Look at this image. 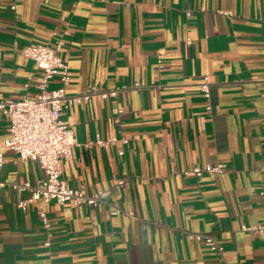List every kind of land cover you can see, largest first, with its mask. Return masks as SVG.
<instances>
[{"label": "crops", "instance_id": "obj_1", "mask_svg": "<svg viewBox=\"0 0 264 264\" xmlns=\"http://www.w3.org/2000/svg\"><path fill=\"white\" fill-rule=\"evenodd\" d=\"M59 41L69 94L118 91L64 115L78 146L62 178L103 199L23 209L31 192L1 186L0 264H264V234L242 229L264 222V0H0V101L39 91L19 48ZM4 160L9 183L44 175L12 149ZM207 163L225 171L186 173Z\"/></svg>", "mask_w": 264, "mask_h": 264}, {"label": "built area", "instance_id": "obj_2", "mask_svg": "<svg viewBox=\"0 0 264 264\" xmlns=\"http://www.w3.org/2000/svg\"><path fill=\"white\" fill-rule=\"evenodd\" d=\"M63 42L46 43L36 45H24L19 51L26 57L33 59L42 71L38 78L39 91L33 96L24 95L17 100L0 101V111L9 119L8 136L3 137L0 132V173L5 162L4 154L8 149L16 151L22 158L36 160L40 163L44 172L42 178L36 184L9 183L0 177V187L11 185L19 191L29 190L31 196L26 201H20L18 206L26 208L28 203L40 200L42 202L56 201L59 204L70 203L79 205H97L103 199L102 190L88 194L84 187H69L62 178V159H73L76 155L75 131L70 121L64 117L68 109L76 104L87 101L93 94H100L103 97L116 96L117 89L110 91H99L91 88L83 93L69 94L66 87L71 81V65L60 56ZM58 76L61 85L57 88H50L52 78ZM139 85V84H137ZM205 96H210L208 83L202 84ZM123 110L120 109L121 113ZM100 138L97 144L105 145L108 142ZM127 142V139H123ZM89 142L86 146H91ZM122 153V152H120ZM225 165L222 163L196 165L191 171L198 177L205 173H223ZM124 180L119 184H123ZM117 208L113 213H119ZM132 214V213H130ZM40 216L45 228L49 229L51 224L47 213L41 209ZM243 231L264 234V222L252 225H243ZM202 238V235H198ZM209 249L223 258L224 248L220 242L211 235L203 237ZM46 241L45 245H50ZM228 264V263H223Z\"/></svg>", "mask_w": 264, "mask_h": 264}]
</instances>
